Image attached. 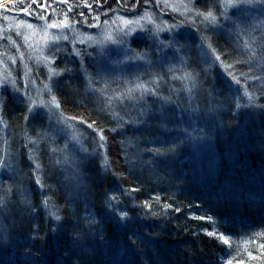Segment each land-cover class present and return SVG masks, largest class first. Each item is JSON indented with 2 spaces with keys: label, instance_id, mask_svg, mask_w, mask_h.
I'll return each instance as SVG.
<instances>
[{
  "label": "trees",
  "instance_id": "obj_1",
  "mask_svg": "<svg viewBox=\"0 0 264 264\" xmlns=\"http://www.w3.org/2000/svg\"><path fill=\"white\" fill-rule=\"evenodd\" d=\"M30 2L6 5L34 18L66 10L72 23L144 6ZM188 29L175 36L183 50L163 55L182 68L159 62L154 71L164 83L153 85L138 112L119 116L103 96L81 98L60 78L51 95L43 91L66 120L88 128L90 149L97 138L103 164L100 155L82 163L83 194L67 191L52 140L33 167L24 134L43 127H36L27 104L10 95L1 101L0 264H264V36L243 45L222 28L212 46L203 39L210 55L203 60L198 37L215 28L192 22ZM252 29L256 35L259 29ZM184 76L195 84L189 94L179 92ZM125 138L135 147L127 155ZM7 153L10 173L2 169Z\"/></svg>",
  "mask_w": 264,
  "mask_h": 264
},
{
  "label": "rangeland",
  "instance_id": "obj_2",
  "mask_svg": "<svg viewBox=\"0 0 264 264\" xmlns=\"http://www.w3.org/2000/svg\"><path fill=\"white\" fill-rule=\"evenodd\" d=\"M0 1V103L10 95L27 104L31 117L37 118L34 119L36 127L43 128L42 131L32 128L33 131L24 134L22 147L26 157L34 161L41 148L46 154L44 146L52 140L67 191L74 195L83 194L82 163L100 155L96 158L102 165V152L97 138H94L91 149L86 145L88 128L66 120L45 99L43 91L51 95L60 78L69 80L71 92L81 98L103 96L100 98L105 105H111L118 115L139 111L146 95L154 93L151 91L155 88L153 85L159 79L164 83L160 70L154 71L155 66L165 62L169 70L171 67L182 68L163 55L183 50L175 36L180 33L187 36L188 25L192 22L205 28H215L207 29L210 35L206 32L207 35L198 37L202 41L197 42L195 50L203 60L210 57L203 39L212 46L211 41L219 40L222 28L235 32L237 43L243 45L249 44V40L254 41L253 36H264V0H124L143 1V9L138 12L134 6L128 10L113 9L96 20L81 15L73 23L68 20L66 10L48 9L44 15L34 18L24 15L23 9L9 10L6 5L7 1H31V4L33 1L66 0ZM196 1L203 2L197 4ZM196 4L202 9H198ZM209 12L215 17L214 21L205 18ZM255 27L259 29L256 35L252 33ZM135 40L138 43H134ZM179 57L182 62L187 59L186 55L185 58ZM201 72L206 74L203 69ZM190 80L184 76L186 86H181L179 92L189 94L195 85ZM97 103L102 105L98 100ZM114 127L119 131L124 129L117 124ZM122 141L124 154H128V149L133 153V142L127 138ZM9 157L13 156L7 153L2 167L8 173L11 163L6 165V162H9ZM36 166V162L35 165L33 163V167Z\"/></svg>",
  "mask_w": 264,
  "mask_h": 264
},
{
  "label": "snow or ice",
  "instance_id": "obj_3",
  "mask_svg": "<svg viewBox=\"0 0 264 264\" xmlns=\"http://www.w3.org/2000/svg\"><path fill=\"white\" fill-rule=\"evenodd\" d=\"M229 2H231V0H229ZM205 18H206V19L211 18L213 21L215 20V17L212 15L211 12L207 13V15L205 16ZM29 26H30V25H29ZM53 26H54V25H53ZM54 39H55V37H54ZM218 58H219V57H218ZM53 102H54V98H53ZM101 138L103 139V137H101ZM57 218H58V217H57ZM220 239H222L223 242H224L225 244H228V243H229L228 239L224 238L223 236H221Z\"/></svg>",
  "mask_w": 264,
  "mask_h": 264
},
{
  "label": "bare ground",
  "instance_id": "obj_4",
  "mask_svg": "<svg viewBox=\"0 0 264 264\" xmlns=\"http://www.w3.org/2000/svg\"><path fill=\"white\" fill-rule=\"evenodd\" d=\"M109 1H113V0H109Z\"/></svg>",
  "mask_w": 264,
  "mask_h": 264
}]
</instances>
